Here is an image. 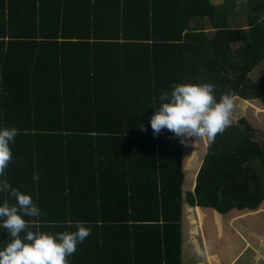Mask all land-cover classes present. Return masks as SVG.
Instances as JSON below:
<instances>
[{
	"label": "trees",
	"instance_id": "1",
	"mask_svg": "<svg viewBox=\"0 0 264 264\" xmlns=\"http://www.w3.org/2000/svg\"><path fill=\"white\" fill-rule=\"evenodd\" d=\"M234 7L243 22L229 18ZM259 64L264 0H0V128L19 133L0 179L32 196L40 231L91 229L70 264H181L182 172L197 143L154 135L153 107L173 84L211 83L256 117L264 107L248 102L264 106V69L250 73ZM247 117L208 143L183 193L201 231L264 202L254 171L264 146L250 142ZM9 242L0 228V249ZM204 247L211 264L217 251Z\"/></svg>",
	"mask_w": 264,
	"mask_h": 264
},
{
	"label": "clouds",
	"instance_id": "2",
	"mask_svg": "<svg viewBox=\"0 0 264 264\" xmlns=\"http://www.w3.org/2000/svg\"><path fill=\"white\" fill-rule=\"evenodd\" d=\"M216 92V85L211 83H179L173 84L170 92L162 91L160 106L153 107L155 113L150 117L154 135L167 129L185 146L193 138L214 142L231 126L234 110V96L222 93L217 98ZM140 130L146 131L142 125ZM18 134L15 127L0 128V177L12 162L11 144ZM38 180L39 174H34L33 181ZM0 193L15 201L10 204L6 199L0 205V228L9 234L10 241L0 249V264H70L68 258L76 252L77 245L91 234V229L81 222L76 223V231H40L41 210L31 195L12 187L6 179H0ZM68 226H72L71 221Z\"/></svg>",
	"mask_w": 264,
	"mask_h": 264
},
{
	"label": "crops",
	"instance_id": "3",
	"mask_svg": "<svg viewBox=\"0 0 264 264\" xmlns=\"http://www.w3.org/2000/svg\"><path fill=\"white\" fill-rule=\"evenodd\" d=\"M251 122L256 123L259 120L252 118ZM200 161L199 159L196 168L197 160L190 161L189 170L187 172L183 170L182 191L183 188L189 192L192 191L194 177ZM189 213L190 240L192 237H197L196 239L200 240L197 254L203 253L202 255L205 260L204 245L208 243L211 246H216L218 249L211 264H264V207L260 206V204L253 210L231 209L225 214L218 215V222L215 221V218H212L209 221V230L204 231L203 235L200 233V226L192 224V222H196L195 220H197L195 208L188 206L182 208L181 218L186 219ZM196 230H198V234L194 235ZM236 232H239L240 236ZM256 235L260 236L254 238ZM192 245L190 241V264H197L193 260L195 248H191Z\"/></svg>",
	"mask_w": 264,
	"mask_h": 264
},
{
	"label": "rangeland",
	"instance_id": "4",
	"mask_svg": "<svg viewBox=\"0 0 264 264\" xmlns=\"http://www.w3.org/2000/svg\"><path fill=\"white\" fill-rule=\"evenodd\" d=\"M212 3L215 4H219L221 3L222 0H210ZM240 14V15H239ZM243 12H241L239 10L238 7H234L232 9V11L230 10L228 12L229 18L234 19L235 21L240 20L241 22H243ZM199 21V20H198ZM238 22V21H237ZM200 24V28L203 29L204 31H206L207 33L212 32L210 24L207 22L206 19H203L201 21H199ZM236 45V44H235ZM264 69V65L263 64H259L257 67H255L253 70H251V74L253 76H257L258 73H260L262 70ZM250 74V76H252ZM248 103H252V106L258 107L259 109H263L264 106H260V103L258 101H249ZM240 106L238 104H236L234 102V110H233V114H232V123L231 125L237 123V119L243 117H247V115H249V111L245 114L244 112H241V109L239 108ZM257 114V115H256ZM254 115H256V117L253 116H248L247 117V123L254 129L255 133H251L249 134V140L250 142H256L260 147L264 146V113H255ZM252 118L254 120H259V122H251ZM247 136V135H246ZM196 159H197V164L199 162V159L201 160L203 157V154L205 152V147L208 145L209 141L206 138H198L196 139ZM188 162V156L186 153L182 154V160H181V165L182 168L184 163ZM201 162V161H200ZM254 171L257 175L260 176V185L261 187H264V167H262L261 165H259L258 163H254ZM183 173V172H182ZM187 190L182 191V208L186 207L187 205L185 204V202H183V193H185ZM262 206L264 207V202H259L258 206ZM257 206V207H258ZM203 223L201 222V225ZM190 213L188 214V216L185 218H181V222H180V229H181V264H190V241L192 242V247L191 248H195V256L193 258L194 262L198 263V264H206V260L203 258L202 254H197V248H199V242L200 240H197V237H192V239L190 240ZM197 225L200 226L199 223H197ZM208 231V230H207ZM200 233H204V231H200ZM238 236H240L239 232H236ZM260 235H256L254 236L257 237ZM260 238V237H258ZM257 238V239H258ZM204 245V243H203ZM208 251L210 253L217 251V247L216 246H211L209 248H207Z\"/></svg>",
	"mask_w": 264,
	"mask_h": 264
}]
</instances>
